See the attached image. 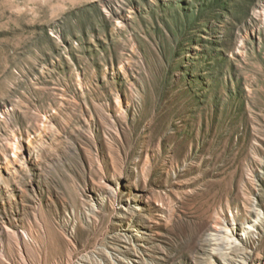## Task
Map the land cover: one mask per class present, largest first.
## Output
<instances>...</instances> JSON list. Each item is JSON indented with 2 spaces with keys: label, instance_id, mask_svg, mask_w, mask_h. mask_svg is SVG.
I'll return each mask as SVG.
<instances>
[{
  "label": "rangeland",
  "instance_id": "1",
  "mask_svg": "<svg viewBox=\"0 0 264 264\" xmlns=\"http://www.w3.org/2000/svg\"><path fill=\"white\" fill-rule=\"evenodd\" d=\"M0 180V264H264V0H0Z\"/></svg>",
  "mask_w": 264,
  "mask_h": 264
},
{
  "label": "bare ground",
  "instance_id": "2",
  "mask_svg": "<svg viewBox=\"0 0 264 264\" xmlns=\"http://www.w3.org/2000/svg\"><path fill=\"white\" fill-rule=\"evenodd\" d=\"M122 72V71H121ZM35 152V151H32ZM29 153V152H28ZM27 153V154H28ZM39 156L36 153H30L29 156ZM25 156V155H24ZM28 158V157H27ZM34 158V157H33ZM40 158V157H39ZM31 159V158H30ZM25 160V159H24ZM20 162V161H19ZM21 163V162H20ZM24 164V163H23ZM22 165V163H21ZM12 172V171H11ZM14 172V171H13ZM8 174V173H7ZM16 175V173H15ZM14 175V176H15ZM9 178V177H8ZM13 178V177H12ZM15 180V179H14ZM13 180V181H14ZM2 182V180H0ZM6 182V181H5ZM2 184V183H1ZM5 187V186H4ZM249 219L244 221L243 226H239L237 221L239 218L232 216L231 222H227L222 220V222L213 223L211 227H208L205 230V234L203 237L204 245L207 246L212 252V255H222L226 256L224 253L225 251H230L228 254H237L246 249L248 246V238L253 235L254 231H259L262 236L258 239V247L257 252L260 255L264 256V221L262 223L259 222V217L262 214L261 206L252 204L249 207ZM11 224V223H10ZM4 225V224H3ZM6 225V224H5ZM15 225V224H14ZM11 226V225H10ZM5 227V226H3ZM9 227V226H8ZM7 227V228H8ZM13 227V226H12ZM5 227V231H7ZM9 229V228H8ZM11 229V228H10ZM2 231V229H1ZM18 231V230H17ZM2 233V232H1ZM7 233V232H6ZM12 233V232H10ZM13 234V233H12ZM14 234L20 240L21 237L18 236L17 232L15 231ZM3 235V233H2ZM2 235L0 234V254L4 252L3 250V239ZM11 234H9L10 236ZM22 235V234H21ZM5 237V236H4ZM14 237V236H13ZM23 238V237H22ZM21 238V239H22ZM25 238V237H24ZM26 239V238H25ZM24 240H22L23 242ZM28 241V240H27ZM25 242V241H24ZM23 242V243H24ZM25 244V243H24ZM18 245V244H17ZM43 247V246H42ZM24 255V254H23ZM22 256V254H21ZM25 256V255H24ZM23 256V258H24ZM31 256V255H30ZM34 256V253H33ZM37 258V257H36ZM25 259V258H24ZM70 259V258H69ZM77 259V258H76ZM35 260V259H34ZM75 260V259H74ZM36 261V260H35ZM38 261V260H37ZM71 261V260H70ZM70 263V262H69ZM76 262H71L74 264ZM38 264V263H37ZM68 264V263H67Z\"/></svg>",
  "mask_w": 264,
  "mask_h": 264
}]
</instances>
